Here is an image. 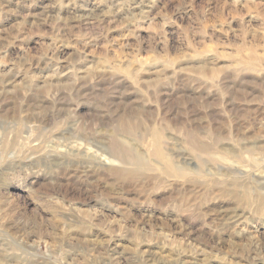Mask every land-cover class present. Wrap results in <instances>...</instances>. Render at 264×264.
I'll return each instance as SVG.
<instances>
[{
    "label": "rangeland",
    "instance_id": "1",
    "mask_svg": "<svg viewBox=\"0 0 264 264\" xmlns=\"http://www.w3.org/2000/svg\"><path fill=\"white\" fill-rule=\"evenodd\" d=\"M0 264H264V0H0Z\"/></svg>",
    "mask_w": 264,
    "mask_h": 264
}]
</instances>
